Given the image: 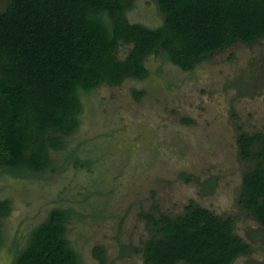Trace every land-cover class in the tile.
Wrapping results in <instances>:
<instances>
[{
	"label": "trees",
	"instance_id": "obj_1",
	"mask_svg": "<svg viewBox=\"0 0 264 264\" xmlns=\"http://www.w3.org/2000/svg\"><path fill=\"white\" fill-rule=\"evenodd\" d=\"M136 0H6L0 11V168L6 174L46 179L61 170L54 154L90 169L98 161L74 144L85 101L103 84L145 80L150 55L189 71L238 42L264 38V0H156L163 24L130 22ZM121 47H129L122 57ZM144 90H135L140 98ZM77 140V139H76ZM77 142V141H76ZM85 143V141H84ZM243 159L255 167L243 175L240 205L262 225L264 235V131L238 138ZM97 147V146H96ZM11 200L0 198V249ZM74 207H55L16 247L14 264H84L68 237ZM151 237L142 252L151 264H232L251 243L235 230L233 216L195 202L183 214H147ZM255 231V230H254ZM93 254L107 264L106 248Z\"/></svg>",
	"mask_w": 264,
	"mask_h": 264
},
{
	"label": "rangeland",
	"instance_id": "obj_2",
	"mask_svg": "<svg viewBox=\"0 0 264 264\" xmlns=\"http://www.w3.org/2000/svg\"><path fill=\"white\" fill-rule=\"evenodd\" d=\"M5 5L0 0V11ZM126 17L153 28L163 24L156 0H136ZM128 49L121 47L120 55ZM145 64L147 79L103 84L84 100L74 144L83 143L81 158L87 150L97 156L92 169L66 161L62 152L54 154L61 170L46 179L0 168V198L12 206L0 264H14L13 241L55 207L78 211L68 237L84 264H102L93 254L97 245L106 248L107 264H151L136 250L151 237L147 214L181 215L192 201L233 216L236 232L251 243L250 253L232 264H264V235L254 231L263 227L239 202L243 175L256 164L242 158L238 144L243 131H264V39L238 42L189 71L157 55ZM135 90L145 91L140 100Z\"/></svg>",
	"mask_w": 264,
	"mask_h": 264
},
{
	"label": "flooded vegetation",
	"instance_id": "obj_3",
	"mask_svg": "<svg viewBox=\"0 0 264 264\" xmlns=\"http://www.w3.org/2000/svg\"><path fill=\"white\" fill-rule=\"evenodd\" d=\"M261 39H264V38H261ZM261 39H259V40H261ZM259 40H258V41H259ZM258 41H257V42H258ZM255 43H256V42H255ZM255 43H254V44H255ZM256 231H257V230H255V232H256Z\"/></svg>",
	"mask_w": 264,
	"mask_h": 264
}]
</instances>
